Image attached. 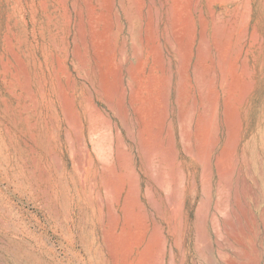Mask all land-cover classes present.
I'll use <instances>...</instances> for the list:
<instances>
[{
	"label": "rangeland",
	"instance_id": "obj_1",
	"mask_svg": "<svg viewBox=\"0 0 264 264\" xmlns=\"http://www.w3.org/2000/svg\"><path fill=\"white\" fill-rule=\"evenodd\" d=\"M0 264H264V0H0Z\"/></svg>",
	"mask_w": 264,
	"mask_h": 264
},
{
	"label": "bare ground",
	"instance_id": "obj_2",
	"mask_svg": "<svg viewBox=\"0 0 264 264\" xmlns=\"http://www.w3.org/2000/svg\"><path fill=\"white\" fill-rule=\"evenodd\" d=\"M12 238H13V237H12ZM13 240H14V239H13ZM13 240H12V241H13ZM16 240H17V239H16ZM16 242H17V241H16Z\"/></svg>",
	"mask_w": 264,
	"mask_h": 264
}]
</instances>
